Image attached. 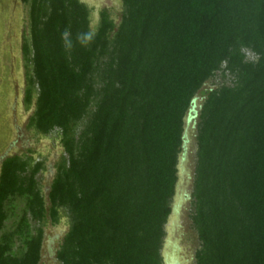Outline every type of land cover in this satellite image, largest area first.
<instances>
[{"label":"trees","instance_id":"trees-1","mask_svg":"<svg viewBox=\"0 0 264 264\" xmlns=\"http://www.w3.org/2000/svg\"><path fill=\"white\" fill-rule=\"evenodd\" d=\"M122 2L121 23L104 11L96 33L80 0L31 2L26 103H36L38 132L61 130L69 158L47 196L36 181L42 164L3 162L0 264H40V225L58 222L60 209L71 227L59 264H163L186 118L218 72L232 78L206 92L199 115L196 264H264V0ZM19 197L40 228L26 234L25 213L14 233L25 237L17 257L15 235L1 232Z\"/></svg>","mask_w":264,"mask_h":264},{"label":"rangeland","instance_id":"rangeland-1","mask_svg":"<svg viewBox=\"0 0 264 264\" xmlns=\"http://www.w3.org/2000/svg\"><path fill=\"white\" fill-rule=\"evenodd\" d=\"M90 10V28L96 33L102 12L107 11L118 25L124 14L122 0H80ZM32 0H0V71L4 81L0 82V102H5L2 113V125L5 129V139L0 147V157L10 153L30 162L32 168L42 164L41 171L36 176L38 187L44 193L48 190L57 175L58 165L67 162L69 156L62 144L61 130H55L47 135L37 131L32 125L36 106L26 103L25 92L28 79L33 76L32 63L26 61L21 46L30 43V8ZM26 41V42H25ZM247 59L254 61L256 56L246 51ZM2 74V73H0ZM231 76L218 72L204 86L195 99V104L186 118L185 145L180 155L178 165V186L172 202V214L165 226L166 236L162 249L163 264H196V255L201 247L198 232L192 221L194 179L197 166V130L201 108L207 98L206 92L216 90L223 85H231ZM35 99L38 89L35 87ZM5 90V91H4ZM6 92V93H5ZM36 102V101H35ZM90 121L89 116L80 121L76 127V140L82 137ZM33 158V161H30ZM29 174V173H28ZM27 198L19 197L7 208L8 219L5 222L1 236L14 234L24 217L29 222L26 234L35 236L39 223L33 219L27 209ZM44 230L42 259L40 264H59L57 251L60 249L71 227V214L59 210L58 222L50 221L40 225ZM12 255L19 257L25 250V237L14 234Z\"/></svg>","mask_w":264,"mask_h":264},{"label":"flooded vegetation","instance_id":"flooded-vegetation-1","mask_svg":"<svg viewBox=\"0 0 264 264\" xmlns=\"http://www.w3.org/2000/svg\"><path fill=\"white\" fill-rule=\"evenodd\" d=\"M23 47H24V45L21 46L22 54H23ZM23 56H24V54H23ZM0 73H2V74H0V82H2V81H4L3 72L0 71ZM25 99H26V92H25ZM4 105H5V102H0V128L3 127V125H2V113H3V106ZM5 133H6V130L2 128V130H0V147L4 143ZM9 157H13V155L10 153H6L0 157V172H1V167H2L4 160L9 158Z\"/></svg>","mask_w":264,"mask_h":264},{"label":"water","instance_id":"water-1","mask_svg":"<svg viewBox=\"0 0 264 264\" xmlns=\"http://www.w3.org/2000/svg\"><path fill=\"white\" fill-rule=\"evenodd\" d=\"M5 161V160H4ZM177 186H178V184H177Z\"/></svg>","mask_w":264,"mask_h":264}]
</instances>
